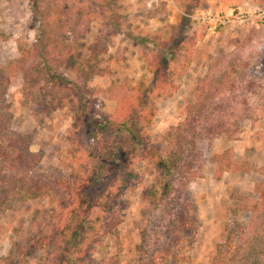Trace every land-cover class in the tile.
I'll list each match as a JSON object with an SVG mask.
<instances>
[{
	"label": "rangeland",
	"instance_id": "rangeland-1",
	"mask_svg": "<svg viewBox=\"0 0 264 264\" xmlns=\"http://www.w3.org/2000/svg\"><path fill=\"white\" fill-rule=\"evenodd\" d=\"M92 1L88 6L98 11L105 6L116 14L114 19L97 16L79 23L82 0H45L48 25L62 34L80 67L92 54L91 44H105L86 83L96 103L93 115L113 118L117 98L125 96L134 102V119L145 106L151 120L141 127L140 143L116 128L104 129L108 141L88 158L86 132L66 103L73 94L69 88H56L65 103L50 112L22 93V74L13 64L35 37L31 1L0 0V66L19 70L0 99V123L8 121L11 130L29 136V149L38 155L33 172L49 183L48 193L16 200L0 215V264L6 258L15 264H73L71 257L57 260L53 246L44 247L39 240L52 236L62 223L60 211L70 192L76 196L82 186L104 177L102 159L117 154L113 159L121 160L127 151L135 176L119 196L121 207L112 209L120 214V223L103 233L95 219L97 205L87 206L90 201L84 198L78 206L88 211L86 221L77 237L64 239V246L92 242L95 264H141L169 243L177 254L169 264H208L217 246L225 244L230 264H264V209L254 208L260 199L257 187L264 184V15L215 30L200 19L233 8L262 13L264 0ZM166 46L167 53L162 50ZM65 73L72 79L78 71ZM157 73H165L161 76L167 81L159 93ZM190 103H195L190 116L197 128L195 148L186 142L185 127L171 143L168 137L171 127L189 121L185 108ZM217 120L230 125L234 136L205 135L203 126ZM6 140L0 136V144ZM178 145L184 152L176 171L186 178L175 174V190L156 201L146 189L157 186L163 171L156 159L144 156V147L164 157ZM183 202L193 227L174 229L169 223Z\"/></svg>",
	"mask_w": 264,
	"mask_h": 264
},
{
	"label": "trees",
	"instance_id": "trees-1",
	"mask_svg": "<svg viewBox=\"0 0 264 264\" xmlns=\"http://www.w3.org/2000/svg\"><path fill=\"white\" fill-rule=\"evenodd\" d=\"M30 1L34 11L35 37L30 46L21 50L19 60L13 64L20 68V73L22 74L21 89L23 95L36 104L38 108L50 112L53 108L65 103L63 98L57 94L56 88L58 86L69 88L73 94L69 95V97L67 96L66 103L73 109L72 117L74 121L86 132L85 151L88 154V158H94L95 150L105 145L108 141V137L104 136V129L106 128L108 130L116 128L125 136L140 143L142 137L141 127L148 123L152 117L150 110L148 111L145 106H140L138 119L136 120L131 116L134 102L132 104L127 97L121 96L116 100L117 111L113 118L105 115L97 116L92 113L96 109V103L90 98L86 83L92 77V74L96 72L97 56L100 52H106L105 44L103 42L91 44L92 54L85 59L86 66L80 67L78 65L80 63L75 57V52L69 49L70 46H68L62 34L53 32L48 25L47 9L44 7L45 0ZM85 1L82 0V3H80V6L84 8L79 14V23L89 22L90 19L97 16L114 19L113 17L116 14L107 10L101 3H99L100 7L104 6V8L98 11L95 6L93 8L88 6L89 3L93 2L92 0ZM164 47L162 50L165 53L169 52V48L167 46L166 48ZM164 64H168L165 58ZM157 67L155 66L154 70ZM8 68L0 66V99L5 95L8 86L12 83L15 72L19 71L18 69L14 71ZM65 71H78L76 77H80L83 82L80 84L78 80H75L76 77L70 79ZM157 75L155 84L159 87L157 90V93H159L165 90L167 81L165 76H161L165 75V73H157ZM194 105L195 103H190L185 108L187 111L186 117L189 115V121L179 123L168 131L170 143L174 136L179 135L182 127H185L184 130H186L188 135L186 142L192 148L196 147L197 138L195 134L197 128L191 125L190 119ZM3 115L4 113L0 112V116L3 117ZM209 120L211 121V119ZM7 122L0 123V136L2 140L4 138L7 139L0 144V215L8 210L16 200L25 201L31 197L44 195L49 191V183L33 172L34 162L38 160V155L32 153L29 149L31 141L29 136L11 130ZM202 130L205 135L207 134L211 137H217L221 134L227 137L234 136V130L222 120L210 122L203 126ZM143 152L144 156L156 159L158 166L163 171V176L157 186L146 189V192L156 201L157 199L162 201L175 190L174 181L177 179L176 177L184 174V172L179 174L178 170L176 171L179 168L178 161H182L181 157L184 148L181 145H178L177 151L171 148L167 150L164 157H161V152L155 148L144 147ZM116 157L118 158L117 154L116 156L109 155L108 158L102 159V162L106 165V174L102 179H93L88 187L82 186L80 193L76 196L75 192L69 193L70 196L67 199L64 212L60 211L63 214L62 223L58 224V222L56 224L58 226L54 229L52 236H43L39 240L44 247L53 246L54 255H58L57 260L71 257L73 264H95L92 242H81L76 248L64 246V239L67 238L70 241L71 238L77 237L80 225L86 221L88 211L83 213L82 206H78L79 201L84 198L90 201L87 206L97 205L98 214L95 219L103 227V233L111 232L120 223V214L112 209L117 207L118 210L121 207L119 196L124 191L129 180L135 176V173L131 165V154L129 151L126 152L125 157L121 160L113 159ZM179 179L182 178L179 177ZM263 186L264 184L257 187L260 199L254 205L256 209H264ZM185 210V202L181 203L176 209L169 223L174 229L182 230L193 227ZM224 246L226 245L219 244L217 246L208 264H230L231 254L225 251ZM140 247L142 246L140 245ZM176 256V251L168 243L164 250H161L158 254L152 253L141 264H169L171 261H175ZM2 264H15V262L6 258ZM36 264L42 263L38 262Z\"/></svg>",
	"mask_w": 264,
	"mask_h": 264
},
{
	"label": "built area",
	"instance_id": "built-area-1",
	"mask_svg": "<svg viewBox=\"0 0 264 264\" xmlns=\"http://www.w3.org/2000/svg\"><path fill=\"white\" fill-rule=\"evenodd\" d=\"M264 15V10L262 13L254 11L252 14L241 10L240 8H233L227 13L208 12L207 14H202L200 19L202 22L208 24L209 30H215L217 28L227 26V25H241L246 24L249 21H255L261 19Z\"/></svg>",
	"mask_w": 264,
	"mask_h": 264
}]
</instances>
